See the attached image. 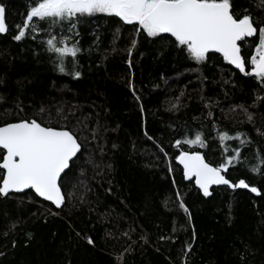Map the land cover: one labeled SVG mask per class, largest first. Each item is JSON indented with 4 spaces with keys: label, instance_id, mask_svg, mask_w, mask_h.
Segmentation results:
<instances>
[{
    "label": "trees",
    "instance_id": "16d2710c",
    "mask_svg": "<svg viewBox=\"0 0 264 264\" xmlns=\"http://www.w3.org/2000/svg\"><path fill=\"white\" fill-rule=\"evenodd\" d=\"M30 2L0 0L8 28L0 34V126L37 119L59 127L68 116L69 127H87L61 179L62 208L32 190L0 196V264H264V84L219 53L197 63L169 34L149 38L104 14L81 18L78 36L41 24L17 41ZM232 4L264 23V0ZM50 35L73 36L69 46L81 49L75 61L65 58L64 73L46 50ZM255 42L242 44L246 59ZM223 132L248 143L226 140L225 152ZM197 133L205 147L174 146ZM236 148L241 160L224 175L259 195L223 185L205 196L175 159L197 151L218 166Z\"/></svg>",
    "mask_w": 264,
    "mask_h": 264
},
{
    "label": "snow or ice",
    "instance_id": "6c2138e0",
    "mask_svg": "<svg viewBox=\"0 0 264 264\" xmlns=\"http://www.w3.org/2000/svg\"><path fill=\"white\" fill-rule=\"evenodd\" d=\"M245 12L242 16L236 15L232 0H31L22 24L15 26L17 34L14 39L20 41L30 33H36L41 24H47L49 30L59 26L63 31L66 27L68 33L78 36L79 33L74 30L81 18L104 14L118 17L124 24L138 26L137 30L149 38H163L162 34H169L170 38H174L170 42L197 63L204 62L210 52L219 53L224 61L241 73L264 84V23L257 25L252 15ZM7 30L6 10L0 4V34ZM73 36H63L58 41L56 35H50L46 40V50L55 54L61 73L66 71L65 58L71 57L75 61L81 51L78 41L69 46L68 41ZM254 37L257 42L246 59L242 55V44L247 38ZM74 75L79 77L80 72L75 71ZM176 106L173 105L174 108ZM61 119L64 123L59 127L42 124L37 119H22L0 126V196L7 197L11 192L27 189L56 208L64 205L62 174L66 175L70 163L79 158L78 154L82 151L79 133L87 125L69 127L68 116ZM248 119L251 121L252 117L249 115ZM96 131L92 130L93 139ZM242 136V133H237L235 137L227 132L220 133L219 140L224 151H228L226 140L234 139L246 145L248 141L241 139ZM182 144L206 146L201 133H197L194 139L177 140L174 146L181 148ZM233 152L218 166L208 163L204 155L197 151H180L175 159L183 166L184 178H194L205 196L210 195L212 185L250 188L252 193L259 195L258 188L250 187L244 179L233 183L224 175L234 162L241 160V149L236 148ZM257 159L260 165H264V159ZM251 171L258 173L260 167L253 166ZM176 195L179 199L180 193ZM180 207L187 212L182 200ZM86 240L89 245H94L91 237H86Z\"/></svg>",
    "mask_w": 264,
    "mask_h": 264
},
{
    "label": "water",
    "instance_id": "95a60500",
    "mask_svg": "<svg viewBox=\"0 0 264 264\" xmlns=\"http://www.w3.org/2000/svg\"><path fill=\"white\" fill-rule=\"evenodd\" d=\"M3 34H6V33H3ZM210 53H212V52H210ZM238 70V69H237ZM239 71V70H238ZM13 123V122H12ZM3 126V125H2ZM75 160V159H74ZM206 160V159H205ZM207 161V160H206ZM178 162V161H177ZM208 162V161H207ZM209 163V162H208ZM71 164H72V162L70 163V166H71ZM180 165V164H179ZM181 167H182V169H183V166L182 165H180ZM214 166V165H213ZM67 171V170H66ZM64 174H62V176H63ZM194 179V178H193ZM195 180V179H194ZM218 186H223V185H212V186H210V188H209V191H210V194H211V191H212V189L214 188V187H218ZM198 187V186H197ZM26 191H28L27 189L26 190H24L23 192H26ZM63 191V190H62ZM23 192H11V193H23ZM201 192H202V190H201ZM11 193H9V194H11ZM64 193V192H63ZM203 193V192H202ZM204 195V194H203ZM41 199H43L42 197H40ZM44 200V199H43ZM46 201V200H45ZM47 202H49V201H47ZM65 202H66V198H65ZM51 203V202H50ZM65 204V203H64ZM64 206V205H63ZM62 206V207H63ZM61 207V208H62ZM58 209H60V208H58Z\"/></svg>",
    "mask_w": 264,
    "mask_h": 264
}]
</instances>
